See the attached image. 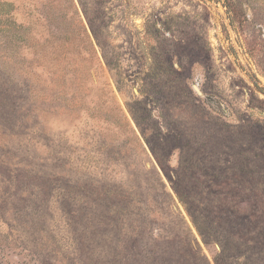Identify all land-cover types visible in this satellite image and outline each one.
I'll list each match as a JSON object with an SVG mask.
<instances>
[{
  "label": "rangeland",
  "instance_id": "obj_1",
  "mask_svg": "<svg viewBox=\"0 0 264 264\" xmlns=\"http://www.w3.org/2000/svg\"><path fill=\"white\" fill-rule=\"evenodd\" d=\"M0 264H264V0H0Z\"/></svg>",
  "mask_w": 264,
  "mask_h": 264
},
{
  "label": "trees",
  "instance_id": "obj_2",
  "mask_svg": "<svg viewBox=\"0 0 264 264\" xmlns=\"http://www.w3.org/2000/svg\"><path fill=\"white\" fill-rule=\"evenodd\" d=\"M3 5H6V4H3ZM13 25L16 26L19 29H22L23 28L22 26L16 25L14 22H13Z\"/></svg>",
  "mask_w": 264,
  "mask_h": 264
}]
</instances>
